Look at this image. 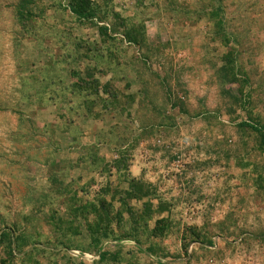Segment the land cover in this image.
Returning a JSON list of instances; mask_svg holds the SVG:
<instances>
[{"label":"rangeland","instance_id":"obj_1","mask_svg":"<svg viewBox=\"0 0 264 264\" xmlns=\"http://www.w3.org/2000/svg\"><path fill=\"white\" fill-rule=\"evenodd\" d=\"M90 1L0 0V264H264V0Z\"/></svg>","mask_w":264,"mask_h":264},{"label":"trees","instance_id":"obj_2","mask_svg":"<svg viewBox=\"0 0 264 264\" xmlns=\"http://www.w3.org/2000/svg\"><path fill=\"white\" fill-rule=\"evenodd\" d=\"M70 1V11L73 15H75L76 17L80 18V19H89L92 16V5H91V1L90 0H69ZM242 126H248L250 128H254L253 125H249L247 123H242ZM262 141H264V136H262ZM107 210V217H105L106 219H108V208L105 209ZM103 218L104 217H100L98 218V221L95 220L96 222V227L98 230L102 229V225H103Z\"/></svg>","mask_w":264,"mask_h":264},{"label":"built area","instance_id":"obj_3","mask_svg":"<svg viewBox=\"0 0 264 264\" xmlns=\"http://www.w3.org/2000/svg\"><path fill=\"white\" fill-rule=\"evenodd\" d=\"M215 241H213V245L212 246H208L207 248L208 249H214L216 247V244L214 243ZM123 244H126V245H135L137 246L136 244H134L133 242H122ZM198 249V246L196 243H192L188 246V249H187V255L188 256H191L193 254V252L197 251ZM151 260H156L155 257L149 253H146L145 251H143ZM73 254H75L76 257H78L81 262L83 264H93L94 262H97L99 260V256H100V253L97 252V253H80V252H74ZM160 264H165L167 263V261L165 260H160L159 261Z\"/></svg>","mask_w":264,"mask_h":264},{"label":"crops","instance_id":"obj_4","mask_svg":"<svg viewBox=\"0 0 264 264\" xmlns=\"http://www.w3.org/2000/svg\"><path fill=\"white\" fill-rule=\"evenodd\" d=\"M132 245V244H131ZM63 251V250H62ZM65 251V250H64ZM69 252V251H68Z\"/></svg>","mask_w":264,"mask_h":264}]
</instances>
